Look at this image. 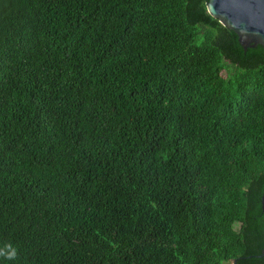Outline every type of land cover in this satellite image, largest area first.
<instances>
[{
  "label": "trees",
  "instance_id": "obj_1",
  "mask_svg": "<svg viewBox=\"0 0 264 264\" xmlns=\"http://www.w3.org/2000/svg\"><path fill=\"white\" fill-rule=\"evenodd\" d=\"M208 2L0 0V264H264V49Z\"/></svg>",
  "mask_w": 264,
  "mask_h": 264
},
{
  "label": "water",
  "instance_id": "obj_2",
  "mask_svg": "<svg viewBox=\"0 0 264 264\" xmlns=\"http://www.w3.org/2000/svg\"><path fill=\"white\" fill-rule=\"evenodd\" d=\"M208 13L236 36L244 51L260 45L264 49V0H209ZM264 210V192L261 197ZM264 257V249L259 256ZM248 258V257H246ZM244 259V258H238ZM236 264L237 260H229Z\"/></svg>",
  "mask_w": 264,
  "mask_h": 264
},
{
  "label": "clouds",
  "instance_id": "obj_3",
  "mask_svg": "<svg viewBox=\"0 0 264 264\" xmlns=\"http://www.w3.org/2000/svg\"><path fill=\"white\" fill-rule=\"evenodd\" d=\"M0 257L7 260H15L17 258V249L12 244H6L4 248H0Z\"/></svg>",
  "mask_w": 264,
  "mask_h": 264
}]
</instances>
